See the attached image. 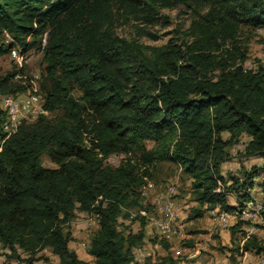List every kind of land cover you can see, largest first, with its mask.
<instances>
[{
	"label": "trees",
	"instance_id": "obj_1",
	"mask_svg": "<svg viewBox=\"0 0 264 264\" xmlns=\"http://www.w3.org/2000/svg\"><path fill=\"white\" fill-rule=\"evenodd\" d=\"M179 6L191 10L188 27L170 31L163 44L145 43L160 38L152 27L170 23L161 10ZM125 25L131 35L119 33ZM243 26L264 27V0H0V56L43 51L44 106L61 112L5 138L0 104V243L29 253L27 264L46 248L59 264H133L145 224L123 231L118 219L148 205L142 188L164 161L191 179L190 219L212 209L234 213L252 199L264 184L256 180L264 161L229 180L223 173L228 147L243 134L250 137L244 155L264 160V64L246 67ZM16 72L0 75V98L28 89ZM120 152L128 156L122 164L105 163ZM44 154L57 167H45ZM77 210L98 216L93 261L64 232ZM245 225L237 220L230 229L247 235ZM241 251L264 257V239L252 234Z\"/></svg>",
	"mask_w": 264,
	"mask_h": 264
},
{
	"label": "rangeland",
	"instance_id": "obj_2",
	"mask_svg": "<svg viewBox=\"0 0 264 264\" xmlns=\"http://www.w3.org/2000/svg\"><path fill=\"white\" fill-rule=\"evenodd\" d=\"M161 13L169 17L170 23L166 25L165 20H163V24L152 27L151 29L158 33L160 38L157 41H153L144 37L142 40L147 44H163L171 36H174V33L170 31H175L180 27L187 28L190 24L191 10L185 6H179L175 9H163ZM118 30L120 34L127 36L133 32V28L130 25L122 26ZM241 39L248 46L249 62L255 65L264 64V37L259 30L243 26ZM10 71H17L15 80H20L29 88L32 86L36 87L41 96L45 97L42 87L46 78V63L43 51L36 49L23 55L20 48H15L10 54L0 56V75ZM71 92L75 97L82 95L77 88H73ZM59 114H61L60 111L47 112L46 115L52 118ZM229 136L228 133H224L225 138ZM249 140L250 137L243 134L239 143L228 147L232 158L223 165V173L228 180L232 176L242 175L240 173L242 168L250 169L263 163L264 160L258 156L244 155L245 145ZM146 145L152 148L155 146V142L146 141ZM41 160L45 167H57L46 154L42 155ZM256 180L262 184L264 174ZM152 181L155 183L157 190L163 188L167 183L175 184V198L180 211L184 212L181 216V223L184 227L185 236L171 241L166 239L171 246L166 250L164 248L162 250L159 249L160 252L154 245L147 248L141 247L136 250V259L140 263L145 264L150 261L151 264H162L164 257H170L173 259V264H264L260 257L241 251V246L246 240V234L238 233L232 235L230 228L224 229L215 223L208 226L204 220L189 218L193 214V209L197 206V203L193 201L191 179L182 172L180 165L168 161L158 163L153 168ZM236 200V195L232 193L230 201ZM147 204L141 209L152 212L153 205L151 203ZM141 209H124L118 219L119 228L123 231L128 229L137 231L143 224L149 226V220L147 216L141 214ZM126 213H129V216H126ZM234 221L237 220L234 219ZM97 224V217L94 214L77 210L72 220L64 226V232L70 238V247L78 251L81 258L88 261H93V259H87L90 257L88 247L91 237L98 229ZM256 226L258 230H264V220L256 223ZM249 228L248 225H245L247 234L249 233ZM146 230H148V237L153 244L158 241L162 245V239L165 238L157 234L151 226L149 228L146 227ZM28 258H30L29 253L21 249L13 253L0 243V264H27ZM34 258L36 259L34 264H59L60 261L59 257L54 255L49 248L39 252Z\"/></svg>",
	"mask_w": 264,
	"mask_h": 264
},
{
	"label": "built area",
	"instance_id": "obj_3",
	"mask_svg": "<svg viewBox=\"0 0 264 264\" xmlns=\"http://www.w3.org/2000/svg\"><path fill=\"white\" fill-rule=\"evenodd\" d=\"M258 30L264 37V27ZM256 66L251 62L246 65L249 69ZM0 104L7 114L4 122L5 138L16 133L23 123L35 122L41 115H46L48 112L44 106V97L41 96L34 86L28 87L26 91L15 95L1 96ZM127 157V154L123 152L111 154L106 157L105 163L111 166H119ZM175 195L176 186L174 183H167L163 188L157 190L155 183L149 180L142 188V196L145 203H151L153 211L149 212L146 209H141V214L147 216L149 224L157 234L170 241L185 236L184 227L181 223L182 213L178 207ZM94 215L97 217L98 223V216ZM210 215L214 219V223L224 229L231 227L233 219L246 222L250 227L249 233L246 235L247 239L252 234L257 233L256 223L264 220V202L252 198L234 213L212 209L210 210Z\"/></svg>",
	"mask_w": 264,
	"mask_h": 264
},
{
	"label": "crops",
	"instance_id": "obj_4",
	"mask_svg": "<svg viewBox=\"0 0 264 264\" xmlns=\"http://www.w3.org/2000/svg\"><path fill=\"white\" fill-rule=\"evenodd\" d=\"M264 182V181H263ZM262 182V183H263ZM259 183H260V181H259ZM251 196H252V198H254V199H257V200H260V201H262V202H264V184H262V185H260V186H257L255 189H253L252 190V192H251ZM231 202V201H230ZM232 204H236V201H232L231 202ZM181 213H184L182 210H181ZM200 220H204L205 221V223L206 224H208V226H209V224L211 225V224H213L214 223V220L211 218V215H210V211H206L205 213H204V215L201 217V218H199ZM237 221H234V219H233V221H232V223L233 224H235ZM149 224V223H148ZM151 225L149 224V226L147 225H145V231H146V238H145V242H144V244L141 246V247H151V246H153L154 245V247H156L158 250L159 249H165L166 250V248L164 247V245L162 244H159V242L157 241V242H154L155 244H153V242H152V240H150V238L148 237V235H149V232H147L148 230H146V227H150ZM99 227V224H97V228ZM140 228H142V227H140ZM139 228V229H140ZM138 229V230H139ZM137 230V231H138ZM231 234L232 235H235L233 232H232V230H231ZM236 234H238V233H236ZM256 234H258L261 238H263L264 239V230H262V229H259L258 231H257V233ZM140 247V248H141ZM140 248H138V249H140ZM138 249H136V250H138ZM78 252V251H77ZM159 252H160V250H159ZM247 253H251V254H254V255H256L255 253H252V252H247ZM78 254H79V252H78ZM148 256H150V255H148ZM256 256H258V257H260L261 258V261H263V263H264V257L263 256H260V255H256ZM87 259H89V260H91L92 258L91 257H89V258H87ZM133 264H142V263H140L137 259L135 260V262L133 263ZM145 264H151V262L150 261H147Z\"/></svg>",
	"mask_w": 264,
	"mask_h": 264
}]
</instances>
